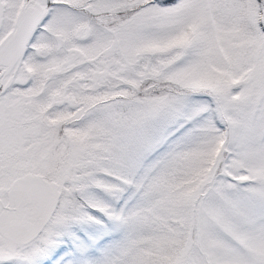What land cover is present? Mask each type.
Returning <instances> with one entry per match:
<instances>
[{
  "label": "snow or ice",
  "instance_id": "obj_1",
  "mask_svg": "<svg viewBox=\"0 0 264 264\" xmlns=\"http://www.w3.org/2000/svg\"><path fill=\"white\" fill-rule=\"evenodd\" d=\"M0 264H264V0H0Z\"/></svg>",
  "mask_w": 264,
  "mask_h": 264
}]
</instances>
